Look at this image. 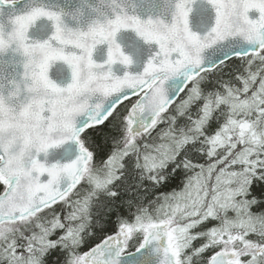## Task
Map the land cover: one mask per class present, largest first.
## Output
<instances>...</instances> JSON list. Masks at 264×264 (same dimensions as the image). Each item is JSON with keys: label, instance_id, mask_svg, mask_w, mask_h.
Wrapping results in <instances>:
<instances>
[{"label": "snow or ice", "instance_id": "1", "mask_svg": "<svg viewBox=\"0 0 264 264\" xmlns=\"http://www.w3.org/2000/svg\"><path fill=\"white\" fill-rule=\"evenodd\" d=\"M0 264H264V0H0Z\"/></svg>", "mask_w": 264, "mask_h": 264}]
</instances>
